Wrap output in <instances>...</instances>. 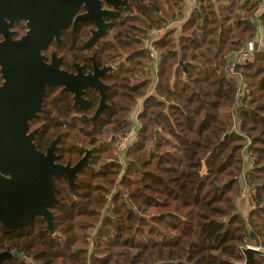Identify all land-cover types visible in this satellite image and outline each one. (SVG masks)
<instances>
[{
	"label": "trees",
	"instance_id": "trees-1",
	"mask_svg": "<svg viewBox=\"0 0 264 264\" xmlns=\"http://www.w3.org/2000/svg\"><path fill=\"white\" fill-rule=\"evenodd\" d=\"M132 1L152 23L143 27V39L159 31L155 96L145 98L149 59L144 44L130 39L136 35L131 25L126 45L116 34L102 59L117 63L119 50L127 52L116 64V95L102 116L105 121L86 122L92 134L80 136L73 125L63 132L64 162H76L80 148L95 150L74 196L56 179L60 204L52 211L54 233L40 219L17 233L0 229V249L6 244L33 264H241L250 234L252 244L264 250V51L256 53L253 63L235 68L244 86L239 106L226 69L232 52L252 36L264 45V11L254 25L255 0H197L176 37L166 28L183 19V0ZM145 1L156 4L158 13ZM144 78L145 83L131 86ZM48 97L50 126L40 134L53 140L60 133L54 124L78 108L69 95L57 97L51 90ZM140 100V129L122 166L113 145L129 134L130 116ZM240 178L254 191L247 217L236 207ZM3 264L20 263L11 259ZM254 264H264V255L256 256Z\"/></svg>",
	"mask_w": 264,
	"mask_h": 264
},
{
	"label": "flooded vegetation",
	"instance_id": "flooded-vegetation-1",
	"mask_svg": "<svg viewBox=\"0 0 264 264\" xmlns=\"http://www.w3.org/2000/svg\"><path fill=\"white\" fill-rule=\"evenodd\" d=\"M106 1L108 3L112 2V0ZM118 1L121 4H119L118 8L115 10H113L111 7H106L103 1H100L98 4L97 0H87L86 4L77 3V0L74 2L54 1L53 4H46L45 2L43 3L44 6L48 8L52 6L54 7V10L44 11L42 20L34 17L35 15L31 9L34 6V0H9L5 3V5H3L2 1L0 2V90L2 89L0 91V117L3 114L4 105L8 102L10 96V89L6 87L3 88L6 85L4 84L5 80L3 79V69L6 68L9 61L12 60L11 66L15 72H25L30 66L27 65L25 67L24 65H18L17 62L20 61L22 63L28 64L31 61L29 56L32 53V49L20 53L18 49L14 47V43H18L22 40V38L26 37L27 33L29 32L28 24L30 23H41V25L45 27L43 28L44 34L47 33L49 35L55 36L47 42L41 51H39L40 55L44 58L43 64L50 65L54 58V60L60 61L58 64L60 70L73 75H77L79 72L83 77L93 76L95 71H97L96 78L99 79L103 84V104L99 114L95 118L94 115L101 103V93L99 90L90 88L88 86L83 87L81 92L82 94L77 100L78 104H76L71 93L63 92L60 88H45L44 94L41 97V107L39 111H36L34 113L35 117L27 123V134L34 132V146L36 147V150L42 154H45L47 149L50 148L52 142L58 138L56 143L57 150L55 151V164L60 166H74L79 160L82 159L85 153L90 150L92 152L89 156L88 165L85 168L89 166L93 159L95 147L88 149L80 148L82 150V154L76 162H64L63 155H60L63 151L60 142L64 130L67 129V127H71V125L74 126V129L77 130L80 136H82L81 134L86 133L92 134L94 130L91 128L89 123L93 124L97 119L105 121L102 119V116H107V113L110 112L111 107L109 101L111 102L116 95L112 85V81L114 80L113 74L116 72V64L121 60H125L127 53L119 50L121 55L117 63L102 62L106 50L108 51L110 49L109 45L113 44L112 42H114L116 34L120 36V39L117 41H119L123 46L126 45V41L124 39L125 34L130 31L131 25H133L134 27L131 28V30L136 35L130 39L137 43L144 44V39L141 36L144 31L143 27H145V25L150 27L152 26L151 20L146 21L143 13L140 12V10L134 5L132 0ZM73 3H77V7L74 10L71 22H67L68 20H63L62 17L67 15L68 7H70V5ZM144 3L150 6L153 12L158 13L156 4H152L147 1ZM144 3L141 4L143 5ZM89 5L91 6L89 7ZM101 11L109 12L108 16H103L102 21L99 18ZM74 20H76V22ZM118 29L124 30L123 33H119ZM33 50L35 51V49ZM145 81L146 79L144 78L137 82H131V86H138L140 85L139 83H145ZM11 88H13V86ZM51 90L55 91L57 97H59L61 94L69 95L73 105L78 108L77 113L73 114L70 118L67 116L66 118H63L61 116L62 111H57L56 115L61 117L54 125L60 130V133L57 134L53 140H50L47 133L44 139L41 138L40 134L42 130L49 128L50 126L49 114L51 112V100L48 95L49 91ZM121 94L122 93H119V95ZM52 97L53 96H51V98ZM48 100L49 106L47 103ZM117 102L126 107L125 101ZM137 103H139V101H137ZM67 120L69 122H67ZM72 120H74V123H70ZM86 122L89 123L87 124ZM111 139L113 140L112 137ZM41 140L43 141L42 145L40 146L39 142ZM73 156L77 157L76 155ZM84 169L77 172L75 178H73L72 192L70 191L66 174L53 176L55 197L58 201V204L54 205L52 208H48V211L52 212L54 207L60 204V200L57 197L58 184L56 179H58V183L62 189H65L70 196H74L75 189L77 188L78 182L80 183ZM35 219L42 220L45 229H47V223L40 217H34L30 222L20 226L17 229L4 228L1 226V224L0 229H4L7 232L17 233L21 229L31 227L34 224ZM7 248H9L10 253L14 251L17 252L18 256L21 258V260H18L11 257L9 260H16L20 264H33V261L31 262L29 257L25 258L24 255L20 254L15 249H11L6 244L2 245L0 253L4 252ZM9 260L4 261L1 264L8 262Z\"/></svg>",
	"mask_w": 264,
	"mask_h": 264
},
{
	"label": "water",
	"instance_id": "water-1",
	"mask_svg": "<svg viewBox=\"0 0 264 264\" xmlns=\"http://www.w3.org/2000/svg\"><path fill=\"white\" fill-rule=\"evenodd\" d=\"M1 1L5 5L9 0ZM34 1V6L31 8L34 17L42 20L44 11L54 10V7L48 8L43 3L53 4L54 1L74 2L76 0ZM100 1L113 10L121 4L118 0H112L111 3L106 0H97L98 4ZM77 3L86 4L87 0H77ZM77 3L68 7L67 15L62 17L63 20L71 22ZM106 11H101L99 17L101 21L103 16L109 15V12ZM74 21L76 22V20ZM34 24L35 22L28 24L29 32L26 37L22 38L20 42L14 43V47L20 53L32 49L29 56L31 61L28 64L17 62L18 65L25 67L30 65L29 69L25 72H15L11 66L13 60L9 61L8 66L3 69V79L6 84L3 88L10 89V96L0 117V224L4 228L17 229L30 222L34 217H40L47 223V232L53 234L54 217L52 212L47 210L58 204L53 176L66 174L72 192L73 178L77 172L88 165L92 151H87L82 159L72 167L55 164L58 138L52 142L46 153L42 154L34 146V132L27 134V123L35 117L34 113L39 111L45 88H60L63 92L71 93L76 104H78L77 100L82 94L83 87L88 86L99 90L101 103L94 115L95 118L103 104V84L96 78L97 71L93 76L83 77L79 72L77 75H73L60 70L58 67L60 61H56L54 58L50 65L43 64L44 58L39 51L55 36L44 34L43 28L45 27L41 23ZM12 86L13 88H11ZM250 238L253 240V234H250ZM241 253L243 256L241 264H254L256 256L264 255V252L253 247L242 248ZM11 257L21 260L17 252L10 253L7 248L0 253V264Z\"/></svg>",
	"mask_w": 264,
	"mask_h": 264
},
{
	"label": "rangeland",
	"instance_id": "rangeland-1",
	"mask_svg": "<svg viewBox=\"0 0 264 264\" xmlns=\"http://www.w3.org/2000/svg\"><path fill=\"white\" fill-rule=\"evenodd\" d=\"M261 12V11H259ZM252 39H257L255 36L251 37ZM246 44V43H245ZM243 47L239 50L233 51L232 52V57L230 58L229 62H228V68L226 69L227 71V77L229 79L230 82H233L236 85V98H237V102L236 104L239 106L241 99L243 98L244 95V86L242 84V78L239 75V73L235 72V68L237 66H240L244 63V61H239V63H237L233 68L231 67V64L236 62L237 60V56L236 53L239 51H242ZM156 50V49H155ZM264 51V45L262 44V50L261 52ZM157 53V51H156ZM231 54V53H230ZM247 56V55H244ZM254 62V61H253ZM251 63V62H249ZM150 76H149V85L146 88L147 91V97L149 98L151 96H155V87L156 84H158V70H157V76L156 74L154 75V71L149 72ZM148 93L151 94V96H148ZM142 103H137V108L141 106ZM142 112V110H141ZM135 114L132 116H130L131 121L133 122V124H136L138 126L137 121H135L134 119ZM133 135V134H132ZM109 139L106 141L108 143ZM131 139L127 138L126 140H124L123 142H121V140H118L116 142H114V145L116 147V150L114 151V153L116 154V161L118 163H121V165H124V157H125V153L127 152L128 149H130L133 144L131 145ZM245 172L248 170V165L250 163V161L247 160V155L245 156ZM247 166V167H246ZM240 185L242 187V193L240 195V198L238 199V201L240 200V202L237 203V206L239 208H237V211L239 210L242 214V216L246 217L252 210V208L254 207V201H253V190H250V188L247 187V185L244 183V181L242 180V178H240ZM244 202V206L245 208H240V203ZM248 208V209H247ZM240 214V215H241ZM253 240H250L248 242H246L245 247H253L255 249H258L259 251L264 252V250L262 249V246H258V245H254L252 244ZM257 246V247H256Z\"/></svg>",
	"mask_w": 264,
	"mask_h": 264
},
{
	"label": "built area",
	"instance_id": "built-area-1",
	"mask_svg": "<svg viewBox=\"0 0 264 264\" xmlns=\"http://www.w3.org/2000/svg\"><path fill=\"white\" fill-rule=\"evenodd\" d=\"M255 3L257 5V8H258L259 11H264V0H255ZM158 33H159V31H152V32L147 34L148 38L146 40H144V49L146 50L147 55H148V59H149V64H148L147 70L149 72L154 71V75L157 72L158 65H159V62H160V57H159L158 53H156V50H155V42L158 39V37H157ZM256 38L257 39L248 40L246 42V44H244L242 51H239V52L236 53L237 60H236V62L231 64L232 68L237 63H239V61H244L243 64H247L249 62L253 63L256 53L261 52V50H262V44H261L260 38H258V37H256ZM232 55L233 54H231L230 56L232 57ZM244 55H247V56H244ZM148 96H151V94L148 93ZM146 97H147V95L145 96V98ZM140 102L142 103L143 101L140 100ZM141 110H142V104L131 115V118H132V116L135 114L134 119H135V121H137L138 126L136 124H133V122L131 121V118H130L131 128H130L129 134L126 137L120 138L118 140H121V142H123L127 138H130L131 139V145L136 142L137 133H138V130L140 129V122L138 120V117L141 114ZM115 150H116V147H115ZM114 157L115 158L117 157L115 153H114ZM123 163L125 165V159H124Z\"/></svg>",
	"mask_w": 264,
	"mask_h": 264
},
{
	"label": "crops",
	"instance_id": "crops-1",
	"mask_svg": "<svg viewBox=\"0 0 264 264\" xmlns=\"http://www.w3.org/2000/svg\"><path fill=\"white\" fill-rule=\"evenodd\" d=\"M219 5L220 6H223L222 3H220ZM239 7H240V4L237 3L236 6L234 7V10L235 11L236 10L238 11V8ZM180 8L182 9V18L183 19L181 20V19L177 18V20L175 22L169 23L168 24V27L166 28V30H173L175 32V36L176 37L180 36L183 23L188 20V18L191 15V13L197 8V0H183L182 1V4L180 5ZM260 14H262V12H258V13H256V14H254V15L251 16L252 17L251 18L252 24L255 25L256 23H259L258 20H257V18H258V16ZM259 31L260 32L262 31L261 27H259ZM160 32L163 33V31H160ZM139 103H141V102H139ZM238 202H240V200ZM237 203H236V207L239 208L237 206ZM244 205H245L244 202L241 201L240 208H243V207L245 208ZM238 213L241 214V212L239 210H238Z\"/></svg>",
	"mask_w": 264,
	"mask_h": 264
},
{
	"label": "clouds",
	"instance_id": "clouds-1",
	"mask_svg": "<svg viewBox=\"0 0 264 264\" xmlns=\"http://www.w3.org/2000/svg\"><path fill=\"white\" fill-rule=\"evenodd\" d=\"M140 102V101H139Z\"/></svg>",
	"mask_w": 264,
	"mask_h": 264
}]
</instances>
